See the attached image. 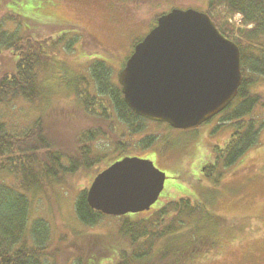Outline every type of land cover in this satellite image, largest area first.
<instances>
[{
    "label": "rangeland",
    "instance_id": "1",
    "mask_svg": "<svg viewBox=\"0 0 264 264\" xmlns=\"http://www.w3.org/2000/svg\"><path fill=\"white\" fill-rule=\"evenodd\" d=\"M1 1H7V8L22 17L20 33L28 28L41 41L52 36V40H61L52 48L50 63L39 71L42 98L34 104L12 102L1 106L0 122L6 124L9 132L21 133L41 118L48 136L65 147L82 137L86 130L104 129L109 135H98L92 146L107 153L109 157L104 162L110 164L117 151L113 129L99 114L82 110L73 90L81 77L93 83L90 67L95 60L110 65L113 82L120 85L119 72L131 57L137 40L154 25V18L149 13L150 5L155 4L150 3L153 0H131L129 6L132 7L127 12H123L124 4L121 3L115 13L111 11V3L116 4L119 0H107V6L105 0ZM93 1H96L95 5ZM168 1L171 0H167V4ZM178 1L202 10L209 3V0H203L200 5L194 2L196 0ZM131 11L132 16H126ZM16 23L8 26L17 27ZM52 40H47V45ZM16 59L17 56L0 57V72L11 68ZM254 90L264 95L262 79ZM90 91L94 92L92 88ZM110 112L114 116V111ZM255 113L260 124L264 109L258 106ZM222 118L220 113L188 130L146 119L144 131L130 135L126 126L115 117L116 133L120 135L117 138L127 143L116 158L136 156L148 159L166 174L164 189L151 209L163 205L167 198L190 197L192 202L200 204L201 219L194 217L189 221L179 242L185 243L190 237L195 239L196 234L199 239L212 235L219 244L210 251L196 252L194 261L191 258L181 264H264V128L254 147L235 163L225 166L223 156H218L215 148L224 149L237 126L223 123ZM0 183L30 197L28 231L34 219L44 218L51 228L54 244L73 241L79 244L75 231L105 235H114L117 231L118 216L106 217L94 227L81 223L75 214V195L63 186H54L49 197L42 191L32 197L22 189L19 179L6 170H0ZM203 210L223 217L225 221L208 218ZM62 237L65 239L60 241ZM184 249L178 246L172 258L179 259Z\"/></svg>",
    "mask_w": 264,
    "mask_h": 264
},
{
    "label": "trees",
    "instance_id": "2",
    "mask_svg": "<svg viewBox=\"0 0 264 264\" xmlns=\"http://www.w3.org/2000/svg\"><path fill=\"white\" fill-rule=\"evenodd\" d=\"M208 4L207 13L220 32L241 51L243 81L236 98L221 112L223 123L235 124L237 130L224 149L215 148L218 156H223L224 165L229 166L258 143L264 128V119L259 124L255 115L256 107L264 109V95L254 90L261 79L264 81V0H209ZM6 5L7 1L0 0V57L17 56V59L11 68L0 72V107L12 102L34 104L43 94L38 82L39 71L50 63L52 48L61 39L52 40V36L41 41L28 28L20 33L19 22L23 19ZM238 13L243 27L231 22ZM12 22H17V27H9ZM47 40L52 43L47 45ZM90 73L93 83L81 77L73 90L82 110L99 114L116 138L120 135L116 133L115 117L130 135L144 131L146 119L136 115L125 103L121 87L113 82L111 66L95 60ZM98 135L107 137L109 133L97 128L86 130L82 137L65 147L48 136L41 118L21 133L9 132L6 124L0 122V170L17 177L22 189L32 197L39 191L49 197L54 186L71 190L75 195L77 219L86 226L100 225L104 218L115 216L92 209L87 202V191L95 176L117 160V153L125 150L127 143L114 137L115 160L105 164L109 155L92 146ZM48 190L50 193H46ZM31 203L27 194L0 183V264H181L191 258L194 261L196 252L210 251L219 244L212 235L199 239L196 234V240L190 237L185 243L179 242L189 221L194 217L201 219V206L190 197L167 198L155 209L118 216L114 235L75 231L79 244L74 241L54 244L51 228L44 218L34 219L28 231ZM203 211L208 218L225 221ZM178 246L185 249L179 259H173V251Z\"/></svg>",
    "mask_w": 264,
    "mask_h": 264
},
{
    "label": "water",
    "instance_id": "3",
    "mask_svg": "<svg viewBox=\"0 0 264 264\" xmlns=\"http://www.w3.org/2000/svg\"><path fill=\"white\" fill-rule=\"evenodd\" d=\"M242 81L240 48L209 14L192 8L160 16L118 75L136 115L184 130L224 111ZM165 181L153 161L127 156L95 176L87 202L108 216L142 213L158 201Z\"/></svg>",
    "mask_w": 264,
    "mask_h": 264
},
{
    "label": "flooded vegetation",
    "instance_id": "4",
    "mask_svg": "<svg viewBox=\"0 0 264 264\" xmlns=\"http://www.w3.org/2000/svg\"><path fill=\"white\" fill-rule=\"evenodd\" d=\"M96 1H98V0H96ZM96 1H93L94 5H95ZM119 1L120 2H117L116 4H113V3H111V1H109L113 5V10L111 8V11H113L114 13L116 12L117 6H119L121 3L124 4L123 7H122L123 8V12H125V11L127 12L129 10V8L132 7V6L131 7L129 6V1H131V0H125V1L124 0H119ZM166 1L167 0H153V1L150 2V3H155V4H151L150 5L151 11H149L150 16H152L154 18V25L150 28L149 31L146 32V34L143 36V38L157 25L159 17L164 15V14L169 13L171 10H173V9H183V10H185V9L192 8V9H195V10H199L201 12H207L208 11V5H209V4H207V8L202 10V9H198L193 4L182 5V4H180L181 2H179L178 0L168 1V4H167ZM202 1L203 0H196L194 2L197 3L198 5H200L199 3H203ZM105 2H106V6H107L108 5L107 0H105ZM166 5L168 7L166 9L162 10ZM108 8H109V6H108ZM111 11H109V13H111ZM132 12L133 11L129 12V15L127 14L126 16H128V17L132 16ZM143 38L137 40L136 45L139 42H141L143 40Z\"/></svg>",
    "mask_w": 264,
    "mask_h": 264
}]
</instances>
